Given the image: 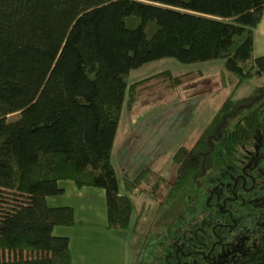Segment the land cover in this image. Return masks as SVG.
<instances>
[{
    "label": "trees",
    "instance_id": "obj_1",
    "mask_svg": "<svg viewBox=\"0 0 264 264\" xmlns=\"http://www.w3.org/2000/svg\"><path fill=\"white\" fill-rule=\"evenodd\" d=\"M263 15L264 0H0V252L16 255L0 264H73L70 239L54 231L74 227L75 211L48 204L64 194L62 182L104 190L108 229L135 232L131 196L155 198L165 180L145 168L121 194L114 146L124 106L132 111L153 80L172 90L191 73L129 84L131 72L172 58L222 60L225 87L263 77L255 54ZM260 133L264 83L227 98L194 147L177 149L161 207L201 186L219 161L238 162ZM205 212L159 246L154 264L177 261L174 243L184 235L194 236L187 248L205 246ZM233 264H264V236Z\"/></svg>",
    "mask_w": 264,
    "mask_h": 264
},
{
    "label": "rangeland",
    "instance_id": "obj_2",
    "mask_svg": "<svg viewBox=\"0 0 264 264\" xmlns=\"http://www.w3.org/2000/svg\"><path fill=\"white\" fill-rule=\"evenodd\" d=\"M222 67V60L183 64L176 59L167 58L149 63L140 69L133 70L130 74L129 84L154 77L167 70L172 71L175 75L191 73L186 77V82L183 85L172 90H167L160 81L153 80L132 111L128 110L127 105L124 106L114 146V160L118 155L120 144L126 137L127 130L136 129L133 123L130 125L129 121H142L144 118L143 121H150L152 132L156 128L154 121H164L158 128L159 134L157 136H165L167 144L156 159L148 160L149 157H147V160L144 161V165L149 162L148 165L153 167L155 171L149 166L145 167L146 165L144 168H150L157 173V179L160 177L165 180L163 186L155 194L156 199L150 195L143 196L142 193L131 196L135 220L138 217L141 218L136 232L133 229L129 231L132 233L130 234V248L134 252V256L136 255L134 264L137 262L139 264H153L161 244L173 239L183 225L194 222L202 216L208 208L209 193L212 191L223 192L229 184H233L238 165L219 161L213 173L203 180L201 186L190 188L184 192L166 210L160 204L161 200H165L169 186L176 177L177 169L173 167L171 158L177 149L181 146L194 147L227 98L232 97L233 100H238L250 96L258 86L264 83L263 76L248 78L239 86H227L225 84L227 86L225 87L220 76ZM188 91L199 93V95L195 98L187 97ZM174 97H176L175 100H173ZM171 100L173 101L171 102ZM169 103L170 105L165 107ZM173 125H176L175 132L170 134ZM148 130L149 126L144 125V136L155 134V132L147 134ZM130 133L131 130L128 131V135ZM137 158L131 157L132 162ZM119 166L122 168L120 163ZM148 192L150 191L148 190ZM263 195L264 191H261L258 197ZM248 196L253 195L249 194ZM208 211L210 212V210ZM258 214V212L255 214L252 205L251 208L248 206L244 210L243 218L245 220L241 222L245 225L243 229L246 230L252 228L254 225L252 221L258 223L259 228H262L263 231L254 233L255 236L264 233V218ZM239 238L241 244L237 248L236 255L253 250L257 244L256 238H252L250 233H241ZM15 257L14 253L0 252V261Z\"/></svg>",
    "mask_w": 264,
    "mask_h": 264
},
{
    "label": "crops",
    "instance_id": "obj_3",
    "mask_svg": "<svg viewBox=\"0 0 264 264\" xmlns=\"http://www.w3.org/2000/svg\"><path fill=\"white\" fill-rule=\"evenodd\" d=\"M255 54L258 57H264V15L255 31ZM186 94L190 98L199 95V93L190 91ZM169 105L170 103L165 107ZM143 119L142 121H129L130 125L133 123L136 129H129L131 130L129 135V130H127L126 137L120 144L118 155L114 160L120 192L123 195L127 194L126 181H134L145 169L144 166H149V162L144 165L146 158L156 159L167 145L165 136H157L158 128L164 121H154L156 128L153 132L155 134L144 136V125L149 126L147 134L153 132L150 128V121H143ZM175 128L176 125H173L170 134L175 132ZM131 157L138 158L132 162ZM61 187L65 190L64 194L48 198V204L51 207H71L75 211L76 224L74 227H57L54 231L56 236L70 239L73 264H134L136 255L134 256L129 244L130 234H132L130 230L111 231L108 229L106 192L97 188L79 189L74 182H62ZM142 194L143 196L148 195ZM133 218L135 221L134 212Z\"/></svg>",
    "mask_w": 264,
    "mask_h": 264
},
{
    "label": "flooded vegetation",
    "instance_id": "obj_4",
    "mask_svg": "<svg viewBox=\"0 0 264 264\" xmlns=\"http://www.w3.org/2000/svg\"><path fill=\"white\" fill-rule=\"evenodd\" d=\"M234 164L238 166L233 184H229L223 192H210L207 198L208 208L205 211L210 224L205 238L208 236V242L203 248L193 245L198 250L190 249L187 247L192 245L194 236H182L174 243L177 261L171 264H233L244 254L236 255L241 244V233H250L252 238H256L257 244L259 238L264 236V233L256 236L254 234L263 231L258 223L252 221L254 225L250 230L243 229L245 225L241 223L245 220V208H251V205L255 214L258 212L264 218V195L258 197L264 191V133L257 135L254 146L243 150L238 162ZM249 194L253 196L249 197ZM204 213L206 212L202 215ZM202 231L204 230L201 228L200 233Z\"/></svg>",
    "mask_w": 264,
    "mask_h": 264
}]
</instances>
